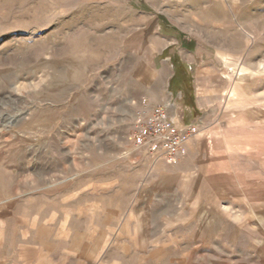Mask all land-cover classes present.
<instances>
[{
  "label": "rangeland",
  "instance_id": "1",
  "mask_svg": "<svg viewBox=\"0 0 264 264\" xmlns=\"http://www.w3.org/2000/svg\"><path fill=\"white\" fill-rule=\"evenodd\" d=\"M162 66L174 165L116 110ZM0 264H264V0H0Z\"/></svg>",
  "mask_w": 264,
  "mask_h": 264
},
{
  "label": "crops",
  "instance_id": "2",
  "mask_svg": "<svg viewBox=\"0 0 264 264\" xmlns=\"http://www.w3.org/2000/svg\"><path fill=\"white\" fill-rule=\"evenodd\" d=\"M161 72L166 82L160 84L157 81L150 82L138 97L128 96L126 101L118 102L116 110L121 113L120 116L133 112L135 121L145 119L155 107L164 106L167 107L169 116L176 122L197 123L201 108L191 84L178 74L175 68L169 71L168 67L162 66ZM123 104L127 105L123 107Z\"/></svg>",
  "mask_w": 264,
  "mask_h": 264
},
{
  "label": "built area",
  "instance_id": "3",
  "mask_svg": "<svg viewBox=\"0 0 264 264\" xmlns=\"http://www.w3.org/2000/svg\"><path fill=\"white\" fill-rule=\"evenodd\" d=\"M132 140L136 148L153 161L176 164L185 146L198 132L201 122L182 124L173 120L167 107H156L138 120Z\"/></svg>",
  "mask_w": 264,
  "mask_h": 264
},
{
  "label": "bare ground",
  "instance_id": "4",
  "mask_svg": "<svg viewBox=\"0 0 264 264\" xmlns=\"http://www.w3.org/2000/svg\"><path fill=\"white\" fill-rule=\"evenodd\" d=\"M22 153H23V152H22ZM7 179H8V178H7ZM7 179H6V180H7Z\"/></svg>",
  "mask_w": 264,
  "mask_h": 264
}]
</instances>
